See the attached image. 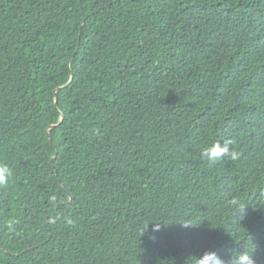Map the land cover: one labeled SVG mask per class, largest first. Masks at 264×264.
I'll return each instance as SVG.
<instances>
[{"label": "trees", "instance_id": "1", "mask_svg": "<svg viewBox=\"0 0 264 264\" xmlns=\"http://www.w3.org/2000/svg\"><path fill=\"white\" fill-rule=\"evenodd\" d=\"M263 41L264 0H0V264H264Z\"/></svg>", "mask_w": 264, "mask_h": 264}, {"label": "clouds", "instance_id": "2", "mask_svg": "<svg viewBox=\"0 0 264 264\" xmlns=\"http://www.w3.org/2000/svg\"><path fill=\"white\" fill-rule=\"evenodd\" d=\"M256 37V35H254ZM250 42L252 43V35H249ZM258 40V39H257ZM259 41V40H258ZM264 42V41H263ZM245 97L242 98V107L246 113H254V102L251 101L249 94L244 93ZM231 150L228 144H221L220 142L214 143L211 147L205 148L202 151V156L206 157L208 160H218L222 159L225 155H229ZM232 159H235V153H232ZM11 176V169L7 165L0 164V186H4L8 183ZM55 199V197H53ZM244 211V210H243ZM243 211L241 213H243ZM55 218H49V223H54ZM71 223V220L68 221ZM158 228V226L156 225ZM145 230V228H144ZM143 230V231H144ZM254 252L250 250H244L243 252H236L230 257V264H256L254 259ZM189 264H225V260L218 256L214 252H205L201 256H189L187 258Z\"/></svg>", "mask_w": 264, "mask_h": 264}, {"label": "water", "instance_id": "3", "mask_svg": "<svg viewBox=\"0 0 264 264\" xmlns=\"http://www.w3.org/2000/svg\"><path fill=\"white\" fill-rule=\"evenodd\" d=\"M73 79H74V77H72L71 78V80H70V82L67 84V85H65L64 87H67L68 85H70V83L73 81ZM58 90V89H57ZM57 92V91H56ZM56 102L58 103V99L56 98ZM62 121H63V117H62V119H61V122L58 124V125H60L61 123H62ZM48 133H49V130H48Z\"/></svg>", "mask_w": 264, "mask_h": 264}]
</instances>
